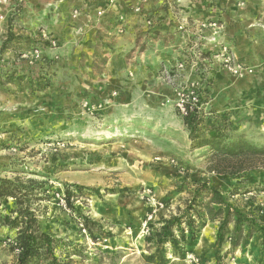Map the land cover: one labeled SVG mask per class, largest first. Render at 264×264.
Segmentation results:
<instances>
[{"label":"rangeland","instance_id":"obj_1","mask_svg":"<svg viewBox=\"0 0 264 264\" xmlns=\"http://www.w3.org/2000/svg\"><path fill=\"white\" fill-rule=\"evenodd\" d=\"M184 1L200 15L187 18L172 4L173 20L160 31L149 0L111 20L104 3L103 17L88 21L76 18L72 0H0V177L49 186L38 218L59 241L60 260L146 264L155 248L145 237L188 197L176 186L191 181H208L264 228V158L238 178L208 173L209 147H192L180 108L201 90L209 124L264 146V0ZM124 14L145 17L144 32L126 27ZM50 17L60 20L58 36L29 25ZM66 185L82 188L75 211L61 205ZM11 207L2 201L0 212ZM82 217L96 224L92 235ZM216 226L204 220L184 264L214 263ZM7 234L0 226V264L13 263ZM261 243L254 232L223 262L264 264Z\"/></svg>","mask_w":264,"mask_h":264},{"label":"trees","instance_id":"obj_2","mask_svg":"<svg viewBox=\"0 0 264 264\" xmlns=\"http://www.w3.org/2000/svg\"><path fill=\"white\" fill-rule=\"evenodd\" d=\"M6 39L8 41L10 36ZM5 48L6 42L0 51ZM203 102L205 98L201 90L188 95L183 102L185 114L181 115V119L192 147H209L210 164L207 172L238 178L255 169L256 160L264 158V146L252 144L240 136L230 138L222 125L209 124L201 108ZM176 187L180 192L186 191L188 197L169 210L167 217H160V225L153 234L145 237L147 243H153L155 248L145 257L146 264H184V248L195 240L204 220L217 223L213 264H225L223 261L232 249L237 245L245 246L250 236L257 231H260L262 239L259 261L263 260L264 228L258 225L254 217L238 210L223 192L208 181H191ZM48 189L49 186L42 181L0 177V203L9 199L12 202V207L6 213L0 212V226L13 233L12 236L7 234L2 240L5 251L13 256L12 264H69L56 256L59 241L42 230L39 224V202L46 198L44 192ZM81 189L77 185L65 186L63 199L68 209L75 211L72 198L76 196L74 191L80 192ZM81 219L82 225L92 235L89 224H96L86 217ZM225 243H229L230 247L221 254ZM167 252L171 253L174 260L165 258ZM202 259L203 256L198 261Z\"/></svg>","mask_w":264,"mask_h":264},{"label":"crops","instance_id":"obj_3","mask_svg":"<svg viewBox=\"0 0 264 264\" xmlns=\"http://www.w3.org/2000/svg\"><path fill=\"white\" fill-rule=\"evenodd\" d=\"M183 1L184 0H182V2L181 0H177V1L175 0H149L148 6H147L148 14L150 15V17H152L153 20H156L157 23H159V28H161L160 31H164L165 27H167L168 22L173 20V17H174L173 12H171L172 4L177 6L178 9H180L179 13L185 15V17L187 18L198 17L200 15L199 13L201 10H199L196 7H193V5H191L190 2H186V1L183 2ZM72 2H74V5L72 6L71 10L74 8L75 9L74 13L77 12L78 14L76 18L79 20H83V21L85 20L88 21L92 15H95L96 10H98L104 4L103 0H72ZM132 3H135V0H123L114 5H111V7L109 6L110 8L106 12V15L108 12H109V15L106 16L105 19L111 20L116 15L125 13L124 11L129 12L130 10H132L131 9ZM125 4H127V6H125ZM217 4L218 6L219 5L221 6L220 3H217ZM216 10L219 11L217 8ZM205 14H210V12H207ZM124 16H125L126 27H127V24H129L128 28L132 30L133 33L139 34V33L144 32L145 26H144V21H142V18L144 20L145 17H142L141 15L133 16L130 14H128V16L127 14H124ZM72 17H75V15L73 14ZM61 19L63 18L61 17ZM28 21H29V25H38V26L42 25L45 29H47L49 33H52L53 35L58 36L60 34V30H61V25L59 22L60 20L56 18L54 19L51 17L47 19L44 18V19H40L34 22L33 20L28 19ZM146 35L148 36L149 33L147 34L144 33L143 38L146 37ZM124 65L126 66V64ZM122 68H123L122 64L119 65L117 68L112 67V69H114L116 73L118 72V70L119 72H122Z\"/></svg>","mask_w":264,"mask_h":264},{"label":"built area","instance_id":"obj_4","mask_svg":"<svg viewBox=\"0 0 264 264\" xmlns=\"http://www.w3.org/2000/svg\"><path fill=\"white\" fill-rule=\"evenodd\" d=\"M103 1L107 5H114V4H116L118 2H121L123 0H103ZM136 10L138 11V8ZM95 14H96L97 17L101 18V17H103L104 10L102 8H99L98 10H96V13ZM116 21H119L118 22L119 23L118 29H119V31H122V21H123L122 16H118V18L116 19ZM52 44H55V41L54 40H52ZM183 102H184V100H183ZM180 108H181V113L182 114H185L184 107H183V103L181 104ZM61 205L63 207H66L64 199L61 200Z\"/></svg>","mask_w":264,"mask_h":264},{"label":"bare ground","instance_id":"obj_5","mask_svg":"<svg viewBox=\"0 0 264 264\" xmlns=\"http://www.w3.org/2000/svg\"><path fill=\"white\" fill-rule=\"evenodd\" d=\"M8 1V0H7Z\"/></svg>","mask_w":264,"mask_h":264}]
</instances>
